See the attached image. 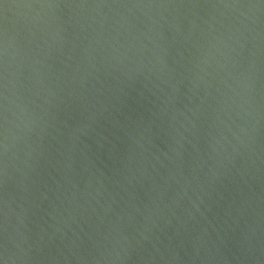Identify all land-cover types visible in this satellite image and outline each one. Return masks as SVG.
I'll return each instance as SVG.
<instances>
[{"label": "water", "instance_id": "obj_1", "mask_svg": "<svg viewBox=\"0 0 264 264\" xmlns=\"http://www.w3.org/2000/svg\"><path fill=\"white\" fill-rule=\"evenodd\" d=\"M0 264H264V0H0Z\"/></svg>", "mask_w": 264, "mask_h": 264}]
</instances>
